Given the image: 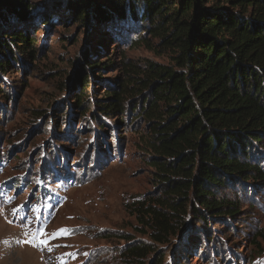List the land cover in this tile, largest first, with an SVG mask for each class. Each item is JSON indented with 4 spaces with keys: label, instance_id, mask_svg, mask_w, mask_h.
Segmentation results:
<instances>
[{
    "label": "rangeland",
    "instance_id": "rangeland-1",
    "mask_svg": "<svg viewBox=\"0 0 264 264\" xmlns=\"http://www.w3.org/2000/svg\"><path fill=\"white\" fill-rule=\"evenodd\" d=\"M89 1L83 23L68 0H30L25 18L0 4V32L21 30L35 43L33 57L12 46L0 58L11 61L0 70V264H153L158 254L161 264H264V179L242 176L220 189L239 203L234 216L186 217L156 253L127 254L150 243L138 203L161 194L146 163L152 124L126 104L110 117L94 102L126 80L125 63L170 65L171 52L141 7L136 19H99L103 5ZM87 76L92 90L79 96ZM140 96L131 99L145 106ZM247 149L264 173V137Z\"/></svg>",
    "mask_w": 264,
    "mask_h": 264
},
{
    "label": "trees",
    "instance_id": "trees-1",
    "mask_svg": "<svg viewBox=\"0 0 264 264\" xmlns=\"http://www.w3.org/2000/svg\"><path fill=\"white\" fill-rule=\"evenodd\" d=\"M29 1L0 4L25 18L32 8ZM68 2L72 16L83 23L91 2ZM95 5L99 19H136L141 7L146 29L171 52L170 65L146 63L139 70L125 63L126 80L118 89L104 90V103L94 102L96 111L110 117L126 104L152 124L144 141L146 163L155 171L161 194L138 203L150 243L131 246L127 253L146 257L168 243L186 217L207 223L234 216L239 203L220 193L229 182L241 176L245 181L264 179L260 166L248 160L247 149L264 137V0H96ZM0 35V58L12 46L35 56L33 38L21 30ZM10 62L0 59V70ZM84 63L94 67L90 60ZM90 81L84 78L79 96L90 85L92 90ZM134 93L146 96L145 106L131 99ZM163 258L158 254L153 264Z\"/></svg>",
    "mask_w": 264,
    "mask_h": 264
},
{
    "label": "bare ground",
    "instance_id": "bare-ground-1",
    "mask_svg": "<svg viewBox=\"0 0 264 264\" xmlns=\"http://www.w3.org/2000/svg\"><path fill=\"white\" fill-rule=\"evenodd\" d=\"M6 245H8V244H6Z\"/></svg>",
    "mask_w": 264,
    "mask_h": 264
},
{
    "label": "snow or ice",
    "instance_id": "snow-or-ice-1",
    "mask_svg": "<svg viewBox=\"0 0 264 264\" xmlns=\"http://www.w3.org/2000/svg\"><path fill=\"white\" fill-rule=\"evenodd\" d=\"M41 234H43V233H41Z\"/></svg>",
    "mask_w": 264,
    "mask_h": 264
}]
</instances>
